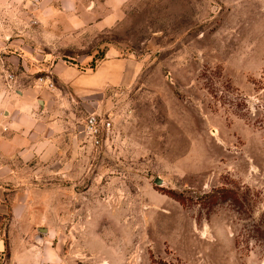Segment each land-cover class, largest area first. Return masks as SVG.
Instances as JSON below:
<instances>
[{"label":"rangeland","instance_id":"obj_1","mask_svg":"<svg viewBox=\"0 0 264 264\" xmlns=\"http://www.w3.org/2000/svg\"><path fill=\"white\" fill-rule=\"evenodd\" d=\"M43 1L0 0L2 80L10 96L58 92L70 129L50 159L5 160L6 220L30 195L63 264H264V0H122L111 27L70 10L57 43L35 21L60 16L35 13ZM91 112L113 120L102 148L74 133Z\"/></svg>","mask_w":264,"mask_h":264},{"label":"crops","instance_id":"obj_2","mask_svg":"<svg viewBox=\"0 0 264 264\" xmlns=\"http://www.w3.org/2000/svg\"><path fill=\"white\" fill-rule=\"evenodd\" d=\"M55 0H44L35 6V13L48 11L49 15L59 13V17H47L43 15L35 16V21L42 22L45 28L44 37L49 43H57L63 36L61 31L51 30L57 26L61 27L62 14L74 11L75 19L81 25H102L111 27L118 20V13L121 9L122 0H92L87 5H81V0H71L66 6H56ZM67 3V0H61ZM61 2V3H62ZM45 3V4H44ZM105 10L100 13V10ZM81 10H84L81 11ZM51 12V14H50ZM77 16V17H76ZM47 30V31H46ZM4 23L0 13V44L3 42ZM1 49V48H0ZM4 59L10 61L12 56L0 57V177L7 171H13L11 164L5 162L6 159L25 162L35 159H50L58 153L60 134L68 130L69 119H65L60 111V99L58 92H52L37 86L24 87L19 91L18 96H10L5 90L2 80V63ZM128 63V62H127ZM126 65V63H125ZM129 66V64H128ZM125 67V66H124ZM68 65L64 61H56L53 72L63 82H68L62 71ZM124 68L118 76H107L104 80H99V71L95 76L81 79V83L91 87H99L101 84H119L131 79ZM92 78V80H91ZM11 85V84H10ZM42 97L40 108L35 105V98ZM37 107V108H36ZM39 109V110H37ZM8 114L4 117L2 114ZM76 137L84 143L82 124L79 126ZM7 161V160H6ZM15 179V176H12ZM11 205L9 211L12 216L11 221L5 217L7 205L0 198V264H63L57 249L53 247L48 237L39 238L36 236L35 225L32 221L30 195H19V192L11 195ZM20 228V237L17 236V229ZM49 232V231H48Z\"/></svg>","mask_w":264,"mask_h":264},{"label":"built area","instance_id":"obj_3","mask_svg":"<svg viewBox=\"0 0 264 264\" xmlns=\"http://www.w3.org/2000/svg\"><path fill=\"white\" fill-rule=\"evenodd\" d=\"M114 124L110 116L101 113H89L83 123L84 143L95 148H102L113 136Z\"/></svg>","mask_w":264,"mask_h":264},{"label":"water","instance_id":"obj_4","mask_svg":"<svg viewBox=\"0 0 264 264\" xmlns=\"http://www.w3.org/2000/svg\"><path fill=\"white\" fill-rule=\"evenodd\" d=\"M162 181H163V180H162L161 178L158 177V178L156 179L155 183H156V184H162V183H163ZM38 231H39L41 234H47V233H48V230H47L46 228H39Z\"/></svg>","mask_w":264,"mask_h":264},{"label":"trees","instance_id":"obj_5","mask_svg":"<svg viewBox=\"0 0 264 264\" xmlns=\"http://www.w3.org/2000/svg\"><path fill=\"white\" fill-rule=\"evenodd\" d=\"M95 67H96V64H93V65L91 66V68H93V69H95ZM224 191H225V195H227V194H226L227 192L230 193L229 190H224ZM217 193H218V192H213V193H211L210 196H215Z\"/></svg>","mask_w":264,"mask_h":264}]
</instances>
